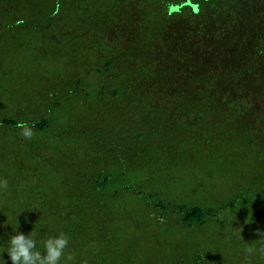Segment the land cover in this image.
<instances>
[{
	"label": "trees",
	"instance_id": "1",
	"mask_svg": "<svg viewBox=\"0 0 264 264\" xmlns=\"http://www.w3.org/2000/svg\"><path fill=\"white\" fill-rule=\"evenodd\" d=\"M5 179L0 264L11 236L60 232L61 264H248L264 0H0Z\"/></svg>",
	"mask_w": 264,
	"mask_h": 264
},
{
	"label": "clouds",
	"instance_id": "2",
	"mask_svg": "<svg viewBox=\"0 0 264 264\" xmlns=\"http://www.w3.org/2000/svg\"><path fill=\"white\" fill-rule=\"evenodd\" d=\"M20 129V135L26 139L31 140L35 132L33 128L26 121H20L17 124ZM8 181L0 180V190L7 191ZM257 235L260 239L247 244L244 248L245 260L251 264V257H260L264 259V231L257 230ZM69 237L60 232L55 237H49L44 241V251L41 252L36 249V241L33 236L17 233L10 237L8 241L7 253L11 259L12 264H61V260L73 261L74 254L65 255V249L68 247ZM86 264V261L82 262Z\"/></svg>",
	"mask_w": 264,
	"mask_h": 264
}]
</instances>
